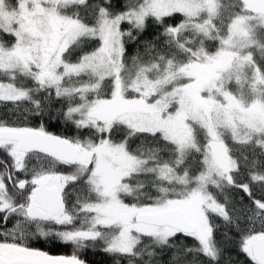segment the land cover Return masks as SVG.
Instances as JSON below:
<instances>
[{
	"label": "snow or ice",
	"instance_id": "obj_1",
	"mask_svg": "<svg viewBox=\"0 0 264 264\" xmlns=\"http://www.w3.org/2000/svg\"><path fill=\"white\" fill-rule=\"evenodd\" d=\"M92 250L264 264V0H0V264Z\"/></svg>",
	"mask_w": 264,
	"mask_h": 264
},
{
	"label": "trees",
	"instance_id": "obj_2",
	"mask_svg": "<svg viewBox=\"0 0 264 264\" xmlns=\"http://www.w3.org/2000/svg\"><path fill=\"white\" fill-rule=\"evenodd\" d=\"M153 29L150 27L148 31L144 35V39L149 38L151 32ZM135 51V48H130L129 52L130 54ZM49 131H52L55 134H59L62 136H72L74 133L72 131H69L66 129V127L61 124L60 126L49 128ZM60 171H68L66 167H60ZM67 191H71V187L67 189ZM45 248L52 252L53 254H58V255H70L73 252V249L70 247H61V246H55L53 244H47L45 245ZM84 258L87 260V264H114L113 259L109 256L106 255L103 251L99 250H92L89 251L85 254ZM243 260L244 258L241 257Z\"/></svg>",
	"mask_w": 264,
	"mask_h": 264
}]
</instances>
